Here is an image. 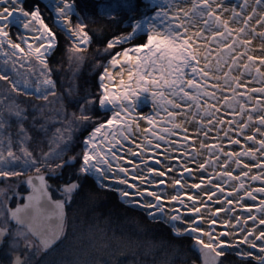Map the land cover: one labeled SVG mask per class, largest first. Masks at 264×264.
I'll return each instance as SVG.
<instances>
[{"label": "snow or ice", "instance_id": "obj_1", "mask_svg": "<svg viewBox=\"0 0 264 264\" xmlns=\"http://www.w3.org/2000/svg\"><path fill=\"white\" fill-rule=\"evenodd\" d=\"M122 7L108 36L75 0H0V264L83 245L78 201L112 196L165 264H264V0ZM93 44L91 81L57 77Z\"/></svg>", "mask_w": 264, "mask_h": 264}, {"label": "trees", "instance_id": "obj_2", "mask_svg": "<svg viewBox=\"0 0 264 264\" xmlns=\"http://www.w3.org/2000/svg\"><path fill=\"white\" fill-rule=\"evenodd\" d=\"M78 9L86 18L89 30L95 31L104 28L108 36L130 31V28L123 27V21L131 22L129 12L122 6L115 8L109 16L104 12L103 0H75ZM139 5L141 0H136ZM44 15L48 17V13ZM141 13L137 10L136 18ZM75 19V17H73ZM50 27L58 32V38L63 44L67 34L60 31L51 19H47ZM95 44L84 53L88 57L83 65L82 71L72 65L71 61L64 57L61 61L60 54L52 57L53 67L56 68L58 78L71 81L73 74H79V80L91 81L95 71L93 64V53ZM62 63V68L59 65ZM35 103V101H33ZM79 207L75 208V220L80 232L83 234L85 243L72 241L61 247L52 257L51 264H165L166 256L163 249L148 250L144 243L149 238L140 232V226L147 224V221L135 212H125L116 205L115 196L99 202L92 206L87 201H78ZM126 207V206H125ZM92 231H89V230ZM160 234V229H154ZM234 260L238 259L235 256ZM35 262V261H34Z\"/></svg>", "mask_w": 264, "mask_h": 264}, {"label": "bare ground", "instance_id": "obj_3", "mask_svg": "<svg viewBox=\"0 0 264 264\" xmlns=\"http://www.w3.org/2000/svg\"><path fill=\"white\" fill-rule=\"evenodd\" d=\"M229 3H233V4H239V3H242V0H229ZM58 27H60L58 25ZM137 104H138V108H137V111H140L141 114H144V113H151L153 111V106H152V102H151V99L150 97L148 96V94H142L139 99L137 100ZM127 146V145H126ZM134 147V145H133ZM164 148L161 147V149L159 150V158L161 160L164 159ZM149 155H152L151 153H149ZM149 163H154V160H150ZM131 167V166H129ZM157 168H159L160 166L157 165L156 166ZM164 180H167L168 178L167 177H164L162 178ZM136 183H139V180L136 181ZM257 186L259 185V182H256ZM161 187H167V185H162ZM178 187V186H177ZM195 191V190H194ZM251 223V222H250ZM219 227V226H218Z\"/></svg>", "mask_w": 264, "mask_h": 264}, {"label": "rangeland", "instance_id": "obj_4", "mask_svg": "<svg viewBox=\"0 0 264 264\" xmlns=\"http://www.w3.org/2000/svg\"><path fill=\"white\" fill-rule=\"evenodd\" d=\"M103 1H104V6H103L104 12H106L108 14H112L115 11V8L122 6V4H123V0H103ZM56 26L58 27V25H56ZM58 28H60V27H58ZM16 30L17 29L14 27L13 31L15 32ZM140 39L143 40L144 37L141 36ZM138 42H139V40H134L132 43H138ZM0 66H3L2 57H0ZM0 83H2V82H0ZM3 187H4V185L0 184V188H3ZM31 264H35V262L32 261Z\"/></svg>", "mask_w": 264, "mask_h": 264}]
</instances>
